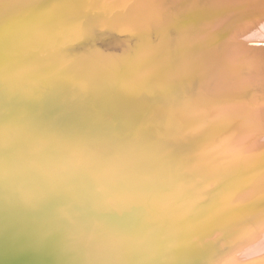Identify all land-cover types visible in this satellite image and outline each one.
<instances>
[{"label":"bare ground","instance_id":"6f19581e","mask_svg":"<svg viewBox=\"0 0 264 264\" xmlns=\"http://www.w3.org/2000/svg\"><path fill=\"white\" fill-rule=\"evenodd\" d=\"M160 1L0 0V264L264 262V0Z\"/></svg>","mask_w":264,"mask_h":264},{"label":"rangeland","instance_id":"374dc122","mask_svg":"<svg viewBox=\"0 0 264 264\" xmlns=\"http://www.w3.org/2000/svg\"><path fill=\"white\" fill-rule=\"evenodd\" d=\"M152 1H153V2H158V1H156V0H155V1L152 0ZM260 1H262V0H260ZM159 3H161L160 0H159L158 4H159ZM156 4H157V3H156ZM87 25H88V23H87ZM88 26L90 27L91 24L88 25ZM245 36H246V37H245ZM241 37H242V35H240V36L238 37V39H242ZM243 37H244V38L242 39V42H241V43H239L238 41H237L238 43L236 42V45L238 44V47H240L239 44H241V47H244V48H245L246 50H248V52H250V53H251V49L253 50L254 48H258V47H260V50L262 49V51H263V48H264V30H262L261 32H254V31H253V32H249L248 35H247V33H245V35H243ZM238 39H237V40H238ZM251 46H252V47H251ZM75 47H76V46H75ZM73 48H74V47H73ZM258 49H259V48H258ZM29 54L31 55V53H29ZM73 54H74V56L76 57L75 53H73ZM73 54H72V55H73ZM30 55L27 54L26 56H30ZM21 56H22V54H21V55L19 54V57H20V58H22V57L24 58V56H22V57H21ZM70 56H71V55H70ZM78 58H79V57H78ZM78 58L76 57L75 60L78 59ZM73 61H74V60H73ZM57 64H58V63L54 64L55 66H53V67H56ZM5 65H6V64H5ZM17 65H18V64H15V63H13V64H12V63H7V71L12 70V69H13L14 67H16ZM11 66H12V67H11ZM58 66L60 67L61 65H58ZM58 66H57V67H58ZM43 67H44V65H43ZM5 69H6V68H5ZM42 70H43V71H46L47 69H46V67H45V68H43ZM42 70H41L40 75H42V72H43ZM34 71H35V70H32V72H34ZM47 71H48V70H47ZM43 73H44V72H43ZM59 73H60V69H59V70L57 69V70L55 71V73L53 72V74H54L53 76L56 78L57 75H58ZM55 75H56V76H55ZM42 77H44V76H42ZM42 77H41V78H42ZM11 78H13V77H12V76L9 77V80H10V81L8 80V83H9V84H15V85H16L17 83L12 82V81H14V78H13V79H11ZM41 78L36 79V81H37V80H38V81H43L44 78H43V79H41ZM24 83H25V81L21 82L20 84H24ZM28 84H29V83H28ZM31 84H32V83H31ZM31 84H29V85L31 86ZM29 85H28V86L25 85V86H26L25 88H24V86H23V91H25V89H27V87H29ZM38 89H39V90H38ZM38 89L36 88V89H35V92L37 93L36 95H38V96H37L38 99H40L39 96H40V94H41V93H40V92H41V89H40L39 87H38ZM10 90H12V89H10ZM56 92H57L58 94L60 93L58 90H57ZM5 93H6V94H5ZM5 93H4V95H5L6 97H12V95H11V96L9 95V92H8V93L5 92ZM14 111H15V112H14ZM59 111L62 112V110H58V113H59V116H60L61 119H64L65 116L69 115V114H67V113H65V112H64V113L62 112L64 115L66 114V115L64 116V115H63L62 113H60ZM10 112H11V111H10ZM13 112H14V113H17L18 111L13 110L11 113H13ZM15 116H16V115L12 116V117H13L12 119L19 120L18 118H14ZM9 120H11V119H9ZM59 121H60V120H59ZM59 121H58V122H59ZM211 125H212V123H211ZM212 126H213V125H212ZM54 131H55V133H56V132H57V129L54 128ZM213 189H214V188H213ZM211 190H212V189H211ZM205 204H206V203L204 202V205H205ZM210 239L213 241V240L215 239V236H212L211 238L207 239L208 242H211ZM207 240H206V241H207ZM206 241H205V242H206ZM205 244H208V243H205ZM261 249H262V251H261ZM263 249H264V248H260V253H261V252H264ZM258 250H259V249L255 250V251H258ZM256 263L259 264L258 259H257ZM261 264H264V262L261 263Z\"/></svg>","mask_w":264,"mask_h":264}]
</instances>
